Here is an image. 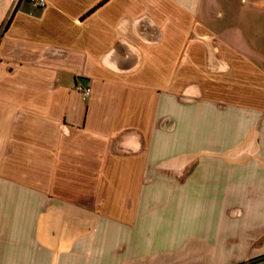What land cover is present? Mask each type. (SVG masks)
Segmentation results:
<instances>
[{"label":"crops","instance_id":"obj_1","mask_svg":"<svg viewBox=\"0 0 264 264\" xmlns=\"http://www.w3.org/2000/svg\"><path fill=\"white\" fill-rule=\"evenodd\" d=\"M259 257L264 0H0V264Z\"/></svg>","mask_w":264,"mask_h":264},{"label":"built area","instance_id":"obj_2","mask_svg":"<svg viewBox=\"0 0 264 264\" xmlns=\"http://www.w3.org/2000/svg\"><path fill=\"white\" fill-rule=\"evenodd\" d=\"M40 7H44L46 5V0H29ZM80 88V87H79ZM91 89L89 87L82 88V93L85 97L89 96Z\"/></svg>","mask_w":264,"mask_h":264},{"label":"rangeland","instance_id":"obj_3","mask_svg":"<svg viewBox=\"0 0 264 264\" xmlns=\"http://www.w3.org/2000/svg\"><path fill=\"white\" fill-rule=\"evenodd\" d=\"M248 262L251 263L250 260H247V262H244L243 264H247ZM254 264H264V261H261L259 263H254Z\"/></svg>","mask_w":264,"mask_h":264},{"label":"trees","instance_id":"obj_4","mask_svg":"<svg viewBox=\"0 0 264 264\" xmlns=\"http://www.w3.org/2000/svg\"><path fill=\"white\" fill-rule=\"evenodd\" d=\"M264 257H259V258H256V259H253V260H250V262H253V261H257L258 259H262Z\"/></svg>","mask_w":264,"mask_h":264}]
</instances>
